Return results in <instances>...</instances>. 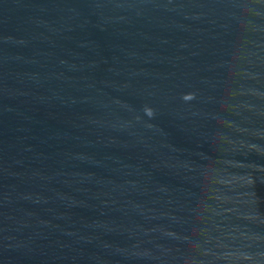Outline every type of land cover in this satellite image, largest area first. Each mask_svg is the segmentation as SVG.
<instances>
[{
	"label": "water",
	"instance_id": "95a60500",
	"mask_svg": "<svg viewBox=\"0 0 264 264\" xmlns=\"http://www.w3.org/2000/svg\"><path fill=\"white\" fill-rule=\"evenodd\" d=\"M0 264H264V0H0Z\"/></svg>",
	"mask_w": 264,
	"mask_h": 264
}]
</instances>
